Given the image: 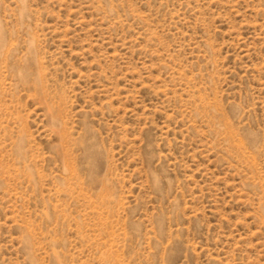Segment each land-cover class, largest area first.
<instances>
[{"label":"rangeland","instance_id":"obj_1","mask_svg":"<svg viewBox=\"0 0 264 264\" xmlns=\"http://www.w3.org/2000/svg\"><path fill=\"white\" fill-rule=\"evenodd\" d=\"M0 264H264V0H0Z\"/></svg>","mask_w":264,"mask_h":264}]
</instances>
